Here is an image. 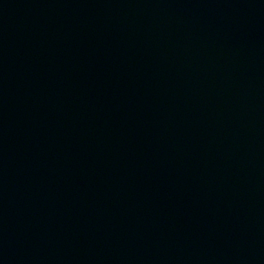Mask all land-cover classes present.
Here are the masks:
<instances>
[{"label": "water", "instance_id": "95a60500", "mask_svg": "<svg viewBox=\"0 0 264 264\" xmlns=\"http://www.w3.org/2000/svg\"><path fill=\"white\" fill-rule=\"evenodd\" d=\"M0 264H264V0H0Z\"/></svg>", "mask_w": 264, "mask_h": 264}]
</instances>
